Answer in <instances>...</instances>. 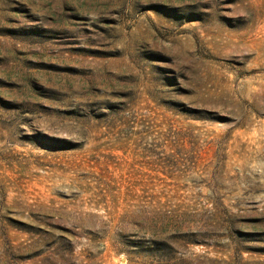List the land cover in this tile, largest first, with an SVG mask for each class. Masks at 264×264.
Instances as JSON below:
<instances>
[{"label": "rangeland", "instance_id": "rangeland-1", "mask_svg": "<svg viewBox=\"0 0 264 264\" xmlns=\"http://www.w3.org/2000/svg\"><path fill=\"white\" fill-rule=\"evenodd\" d=\"M0 264H264V0H0Z\"/></svg>", "mask_w": 264, "mask_h": 264}]
</instances>
